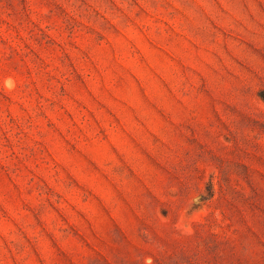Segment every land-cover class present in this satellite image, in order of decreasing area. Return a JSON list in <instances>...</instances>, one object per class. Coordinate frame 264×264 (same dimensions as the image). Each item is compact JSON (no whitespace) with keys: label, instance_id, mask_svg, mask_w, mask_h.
<instances>
[{"label":"rangeland","instance_id":"1","mask_svg":"<svg viewBox=\"0 0 264 264\" xmlns=\"http://www.w3.org/2000/svg\"><path fill=\"white\" fill-rule=\"evenodd\" d=\"M0 264H264V0H0Z\"/></svg>","mask_w":264,"mask_h":264}]
</instances>
